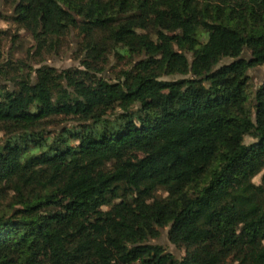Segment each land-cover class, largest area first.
I'll return each mask as SVG.
<instances>
[{"label":"trees","instance_id":"obj_1","mask_svg":"<svg viewBox=\"0 0 264 264\" xmlns=\"http://www.w3.org/2000/svg\"><path fill=\"white\" fill-rule=\"evenodd\" d=\"M4 6L0 264H264V0Z\"/></svg>","mask_w":264,"mask_h":264},{"label":"rangeland","instance_id":"obj_2","mask_svg":"<svg viewBox=\"0 0 264 264\" xmlns=\"http://www.w3.org/2000/svg\"><path fill=\"white\" fill-rule=\"evenodd\" d=\"M2 9L5 11L8 9V7L4 6V0H0V10H2ZM0 27L12 29V32L15 31L14 25H12V23L6 22L4 20H0ZM20 35H21V39L19 42H21V46H17V47H15V44H13L12 37L9 36V37H5L3 39V42H2L3 48L2 49H3L5 57L9 56V53L11 52L12 46H14L12 49H14L13 55L15 58H25L27 56L26 55L27 48L31 45L32 39H31L30 35L25 31H21ZM73 38H74V43L68 44V46L65 47L59 55H57V54H52L50 56L46 55L45 61L43 63L50 64V65H52L58 69L78 65L79 60L75 59V57H74V50L76 49V39H75L74 35H73ZM23 43H24V45H23ZM252 77H253L254 84L259 85L264 79V67L254 69L252 72ZM1 136H2V134H0V137ZM261 178H262V174L255 177L254 180L256 183H261L262 182ZM167 194L168 193L165 189H160L157 192V196H159V197L160 196H166ZM159 242L162 245H164L165 248L168 249V251L174 253L178 258L183 256L184 251L179 249L176 245L171 243L170 240L168 239V230L167 229L165 231H163L162 237L159 239Z\"/></svg>","mask_w":264,"mask_h":264}]
</instances>
